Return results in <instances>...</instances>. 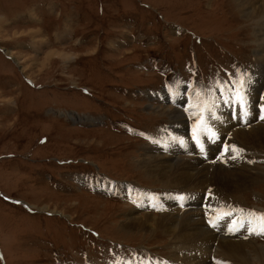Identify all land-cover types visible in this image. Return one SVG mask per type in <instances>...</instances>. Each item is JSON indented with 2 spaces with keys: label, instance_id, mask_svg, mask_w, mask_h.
I'll use <instances>...</instances> for the list:
<instances>
[{
  "label": "rangeland",
  "instance_id": "1",
  "mask_svg": "<svg viewBox=\"0 0 264 264\" xmlns=\"http://www.w3.org/2000/svg\"><path fill=\"white\" fill-rule=\"evenodd\" d=\"M250 19L237 0H0V264H188L184 258L194 254L185 248L180 225L173 236L162 226L131 232L122 223L135 210L160 219L178 214L167 203L148 208L142 200L151 191L158 197L166 192L142 164L143 156L158 153L150 144L154 136L166 148L188 134V148L199 150L179 154L212 167L230 170L234 155L249 154L255 169H246H264V149L245 152L231 132L219 140L227 155L203 151V142H213L203 137L210 124L196 131L201 110L183 108L191 130L152 110L178 108L156 96L166 88L180 89L205 107L225 87L234 91L245 84L261 55ZM56 49L72 55L46 58ZM5 52L21 61L48 59L47 68L23 70ZM259 105L264 109V84ZM248 124L240 129L262 125ZM233 127L228 123V131ZM225 192V217L235 221L244 211L240 223L251 225L243 235L254 233L262 225L257 218L264 217V178ZM212 193L219 194L214 185L208 186ZM252 236L250 264H264V232ZM217 253L206 264H232Z\"/></svg>",
  "mask_w": 264,
  "mask_h": 264
},
{
  "label": "bare ground",
  "instance_id": "2",
  "mask_svg": "<svg viewBox=\"0 0 264 264\" xmlns=\"http://www.w3.org/2000/svg\"><path fill=\"white\" fill-rule=\"evenodd\" d=\"M237 1L239 8L245 14V16L250 17L251 18L250 20H254L256 22L257 29L255 30L257 35L256 36L257 44L259 46V51L261 53V55L257 57L256 60L257 63L253 67L252 74L249 76L248 79L244 81L245 84L244 83L239 84L238 90L235 89L234 91L231 90L229 86L225 87L223 89V94L217 95L216 98L212 100L209 104H207L205 107H200V105H198V103L196 102L197 101L196 97L192 95L189 96L188 94H184V93L182 94L180 92V89L166 88L160 92L162 93L166 91L165 93L156 96L162 98L165 104L167 103L166 99H170L172 102L177 103L178 108L174 109L176 106L174 108H171L172 103L170 102L168 104L171 107L164 108V106L163 107L161 106L152 109L154 112H159L163 115L166 114L169 117H171L172 125L177 124L179 125V127H181V129L183 128L187 130H189L190 128L187 125L188 124V121L186 119L187 114L184 113L183 108L185 106L191 105L192 108L201 110L203 115V119L201 121L202 124L200 125L198 124L200 128L198 130L196 129V131L204 130V128L202 127L203 123L206 126L210 124V126L212 127L211 131L210 130L205 131L203 137L209 140L210 143L213 142V144L208 145L207 143L203 142L204 146L206 147L205 149H203V151H208V148H210L211 150L210 152L214 154L215 157L217 156V154L219 156L221 154L222 155L224 154V152H222L223 148H221L219 145V140L221 137H226L227 132H231L230 137H232V139L234 140L239 139V141L243 143L245 148H248L245 149V152H247L250 149H254L255 147L257 149H264V120L262 117L263 115L261 116L262 114L261 110H263L264 112V109L263 106L259 105L260 93L262 86L264 84V77L262 76V72L264 71V0H237ZM177 30H178L177 28L174 29L175 33ZM37 34L39 33H36L35 36ZM130 37L131 36H126L125 42L130 41L131 39ZM54 55L61 56L62 58L66 59L69 58L72 54H70L67 50L56 49L54 51H51L50 54L46 56V58H50ZM11 57L15 59L13 56ZM15 60L20 65L21 63H23L22 66L23 70H26L30 66L38 67L40 70H43L44 68L46 69L48 65V59L39 61V58H35V59L26 58V61L29 60L27 63L26 61H21L20 58L18 59L19 62L17 59ZM261 77H263L261 84H256L257 79ZM239 91L244 94L241 93L239 94ZM248 91L249 93L248 95H246ZM241 97L244 100L243 103H246L248 106L242 103L241 101L242 99H240ZM250 121L262 124L263 126L260 125L255 128L252 126L250 130L240 129L241 125L243 126L245 123L248 124ZM232 122H236L237 126L233 127ZM228 123L230 128L233 127L236 130L235 132L228 131ZM172 134L174 133L172 132ZM228 135H230V133H228ZM158 136L162 137L163 139L165 138L162 134ZM187 136L188 134L181 135V138L183 140L181 139L182 141L177 143H174L173 141H168L167 144L175 148L173 150L167 149V147H170L168 145L166 148L159 145L161 141L157 142V137L154 136L155 138L152 139L153 142H151L150 144L158 153L155 155H150L148 157L143 156L142 158L143 159L142 164L146 168L147 172L152 176L156 177L157 181L161 183V185L165 186L166 187L165 191L168 192L167 194L166 192L165 194H161L160 197H158V193L156 191L155 192L151 191L150 193H146V195L142 197L145 207L156 206V205L163 207V206H167L168 204L170 205L168 211L169 212L177 211L178 214L175 213L165 214L160 219L161 216H156V214L154 215V213L147 212L146 215L144 216L143 214H140L139 210H135L134 212V215L136 214L135 217L132 216L130 217L128 222L122 223V227H125L124 229L131 232H140V231L148 232V231H154L155 228L162 226L165 227L168 231H170L173 236H178L176 235V233L179 230L178 225H180V227L184 230L181 236L182 238L186 239L184 243L186 245L185 248H188L187 250H189L188 251L189 253L194 254L193 256H186L184 258V261H186L188 264H190L194 260L197 261L194 264H198L200 262L201 264H206L207 259L209 258L207 256L208 255L211 256L219 251L221 252L220 253L221 255L217 253V256L216 255L215 256L216 257L224 256L223 260L224 259L226 260L227 258V260L232 264H242V263L250 264L253 261V258H251L252 254L248 255L247 253L250 251L247 248L249 240L247 239V237H245V235H243L244 232L247 233L248 230L247 228L251 225L250 222L247 228L244 229H241L237 225L231 226L227 224L225 220L223 221L222 219L219 218L218 212L223 208V205L220 201L226 202V200L228 201L230 200L229 198L224 200L227 197L225 189L231 195L230 192L236 193L234 192V190L244 189L248 187L250 183L264 178V169L260 168L261 169L260 171H257L256 173H254L253 171L252 174L248 169H246L247 165L248 167L251 166L252 168L255 169V167L253 166V158L255 156H252L251 154H250L251 157L248 156L249 154L248 155L246 154L245 156L241 155L240 157L237 158H235L234 155V158H232L231 160L234 161L236 159V165L230 168V170H227L226 168H222V166L219 167L215 162L214 163L216 165H214V167H212V165H208L207 163H206L207 165L203 164L202 163L203 161L199 158L195 160L189 158L188 156H190V154L183 156L184 153H187V151L189 150H191L190 153L192 154L195 153V148L196 150H199L197 146L196 147L193 146V149L188 148L190 144L193 142V140L187 141L186 140ZM198 142H201V140L200 141L198 140ZM222 145L225 150L226 148L224 145H226V143L224 144L222 143ZM238 145L240 147V143H238ZM158 148H161L162 152ZM181 152L183 153V155L179 154ZM227 154L225 153L224 155ZM212 160L215 159H211V161ZM239 165H241V168L238 169ZM103 184L111 191L114 188L112 183L108 180H104ZM211 185L216 186L217 190L219 191L218 202H210L211 200L206 199V195L208 193V186ZM171 191L178 192L179 194H181V197L177 198L175 194L170 196V194L172 193ZM165 196H167V199H170L169 198L170 196L172 198L171 200L175 202L172 203L171 200L166 201L167 199H165ZM187 201H191V203L194 204L192 210L188 209L185 213L180 214L182 209H184L183 206L189 205ZM175 203H179V206H175L174 205ZM215 205H217L216 208ZM230 207L231 206L228 205V208ZM50 208L51 207L49 205L43 207L44 210H50ZM237 208L239 209V207ZM210 210H214L213 213H215L212 218L218 219V225L221 227L220 228L221 231L219 232L210 229L205 223L207 219L206 216L209 214ZM138 214L140 215L138 216ZM239 217L240 216H238V218L237 217L234 218L236 221L240 222L242 219H240ZM238 231L239 233H237ZM225 232H229V233H225ZM230 234H237L236 236L239 237V239H236L235 235L233 236ZM255 248H256L255 250L256 253L261 252L259 248L257 247ZM198 254H200L201 257H199ZM216 257H214V259ZM217 262H221V261H217Z\"/></svg>",
  "mask_w": 264,
  "mask_h": 264
},
{
  "label": "flooded vegetation",
  "instance_id": "3",
  "mask_svg": "<svg viewBox=\"0 0 264 264\" xmlns=\"http://www.w3.org/2000/svg\"><path fill=\"white\" fill-rule=\"evenodd\" d=\"M3 51V50H2ZM4 52V51H3Z\"/></svg>",
  "mask_w": 264,
  "mask_h": 264
}]
</instances>
